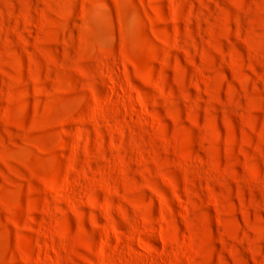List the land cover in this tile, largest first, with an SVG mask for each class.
Here are the masks:
<instances>
[{
    "label": "rangeland",
    "instance_id": "rangeland-1",
    "mask_svg": "<svg viewBox=\"0 0 264 264\" xmlns=\"http://www.w3.org/2000/svg\"><path fill=\"white\" fill-rule=\"evenodd\" d=\"M0 264H264V0H0Z\"/></svg>",
    "mask_w": 264,
    "mask_h": 264
}]
</instances>
